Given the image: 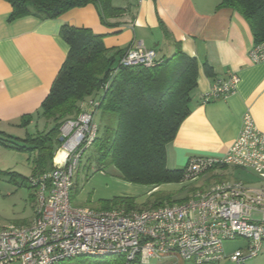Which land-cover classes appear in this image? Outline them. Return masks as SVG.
<instances>
[{
  "label": "crops",
  "instance_id": "1",
  "mask_svg": "<svg viewBox=\"0 0 264 264\" xmlns=\"http://www.w3.org/2000/svg\"><path fill=\"white\" fill-rule=\"evenodd\" d=\"M220 2L112 0V5L123 12L108 18L106 21L111 25H106L98 8L91 3L56 18L33 15L12 18L11 4L0 0L1 134L20 139L52 126L51 121L40 115V104L69 50L59 36L62 24L87 27L103 34V43L110 49L124 50L142 43L145 48L155 50L158 58L171 56L177 47L196 57L197 86L191 92L190 113L165 147L168 169L183 168L194 156L224 154L239 134L245 113L264 132V61L254 62L249 55L254 39L246 20L236 10L219 6ZM205 63L210 67L208 72ZM231 74L238 78L235 89L225 97L202 103V94L216 80ZM22 117L29 118L27 124H21ZM33 157L34 152L16 151L0 143L1 171L18 174V167L31 169ZM211 169L214 173L220 171L217 175H226L223 167ZM3 187L0 183V193ZM185 262L164 257L142 264ZM244 264H264V247L259 256L245 260Z\"/></svg>",
  "mask_w": 264,
  "mask_h": 264
},
{
  "label": "built area",
  "instance_id": "2",
  "mask_svg": "<svg viewBox=\"0 0 264 264\" xmlns=\"http://www.w3.org/2000/svg\"><path fill=\"white\" fill-rule=\"evenodd\" d=\"M254 62L264 61V42L249 52ZM155 50L142 43L127 47L119 65L151 66ZM238 82L236 75L216 80L202 103L225 97ZM96 102L88 99L75 119L60 128L63 151L59 164L30 178L35 211L30 222L0 227V264H56L78 256L121 255L124 264H142L171 257L192 264H234L261 254L264 247V132L245 113L239 134L220 156H194L184 166L183 178L196 179L215 167H233L253 173L257 181L240 179L212 184L181 202L129 210L92 209L71 204L72 178L82 154L97 136ZM238 238L243 247L228 252L224 242Z\"/></svg>",
  "mask_w": 264,
  "mask_h": 264
},
{
  "label": "trees",
  "instance_id": "3",
  "mask_svg": "<svg viewBox=\"0 0 264 264\" xmlns=\"http://www.w3.org/2000/svg\"><path fill=\"white\" fill-rule=\"evenodd\" d=\"M6 1L11 4L12 18L27 15L56 18L91 3L98 8L101 21L111 25L106 20L123 12L122 8L112 5V0ZM219 6L239 12L250 27L254 44L264 42V0H221ZM59 36L69 50L40 104V115L51 121L52 126L20 139L0 132V143L16 151L34 152L30 178L43 175L53 167V158L61 143V126L75 119L82 111L81 104L92 99L97 103L94 116L100 117L99 124L94 121L98 132L89 147L96 170L112 166L126 182L148 185L151 189L182 182L184 167H166L165 147L190 113L191 92L197 86L196 57L177 47L171 56L157 58L151 66H121L119 58L127 48L105 47L103 34L87 27L62 24ZM203 66L207 72L210 70L206 63ZM22 118L21 124H27L29 118ZM13 174L0 170V176ZM183 200L155 198L148 208ZM149 202L147 198L142 206ZM140 206L134 197L126 195L102 200L105 210L144 209ZM84 257L90 258L70 264H124L121 255Z\"/></svg>",
  "mask_w": 264,
  "mask_h": 264
},
{
  "label": "rangeland",
  "instance_id": "4",
  "mask_svg": "<svg viewBox=\"0 0 264 264\" xmlns=\"http://www.w3.org/2000/svg\"><path fill=\"white\" fill-rule=\"evenodd\" d=\"M94 121L97 124L100 123L98 114L94 116ZM91 153V148L84 151L79 161L78 168L72 178L71 204L73 206L105 210L102 208V200L111 199L119 195H130L134 197L138 205H141L140 207L147 209L155 198H171L175 201L188 199L198 192H203L211 184L223 179L234 180L237 178L244 182L250 181V179L255 182L257 181L256 177L251 172L240 168L223 167L226 171V175L224 176L217 175L220 174V171L214 173V170L210 169L196 179H189L180 183L162 184L155 189H151V186L148 185L126 182L120 178L119 173L112 166H108L104 170H96ZM16 172L18 174H13L12 176H0V183L4 186L0 193V227L9 224H26L31 221L34 215V189L31 187L29 180L32 171L29 167L25 166L24 168L18 167ZM150 194L152 195L150 196ZM147 198H149L150 202L142 206V203L146 201ZM163 204L172 203L164 202ZM244 245L245 240L243 238L224 242V247L228 252H231L237 247H243ZM87 258L90 257L78 256L70 260L66 259L63 263H75ZM185 264L192 263L191 261H186ZM220 264L234 263L228 258H225Z\"/></svg>",
  "mask_w": 264,
  "mask_h": 264
},
{
  "label": "bare ground",
  "instance_id": "5",
  "mask_svg": "<svg viewBox=\"0 0 264 264\" xmlns=\"http://www.w3.org/2000/svg\"><path fill=\"white\" fill-rule=\"evenodd\" d=\"M62 156H63V151L60 150L57 153V155L55 156V163L56 164H59L61 162Z\"/></svg>",
  "mask_w": 264,
  "mask_h": 264
}]
</instances>
